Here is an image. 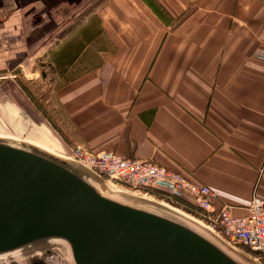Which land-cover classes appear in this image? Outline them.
<instances>
[{
	"label": "crops",
	"instance_id": "crops-1",
	"mask_svg": "<svg viewBox=\"0 0 264 264\" xmlns=\"http://www.w3.org/2000/svg\"><path fill=\"white\" fill-rule=\"evenodd\" d=\"M48 47L66 143L264 199V0H0V72Z\"/></svg>",
	"mask_w": 264,
	"mask_h": 264
},
{
	"label": "water",
	"instance_id": "water-1",
	"mask_svg": "<svg viewBox=\"0 0 264 264\" xmlns=\"http://www.w3.org/2000/svg\"><path fill=\"white\" fill-rule=\"evenodd\" d=\"M93 179L41 146L0 136V258L60 243L74 264H247L211 232L137 197L104 194Z\"/></svg>",
	"mask_w": 264,
	"mask_h": 264
},
{
	"label": "rangeland",
	"instance_id": "rangeland-1",
	"mask_svg": "<svg viewBox=\"0 0 264 264\" xmlns=\"http://www.w3.org/2000/svg\"><path fill=\"white\" fill-rule=\"evenodd\" d=\"M44 50L33 52L30 59L26 60L18 69L0 72V136L28 139L65 156H70L72 148L79 144L65 142V135L56 125V107L51 102H47L48 99L52 101L55 97V91L60 82L55 77V66L49 59L52 47L44 48ZM72 160L73 165L93 177L96 182L103 186L102 188L105 187L106 191L109 188L107 189L104 181L129 194L134 193L170 203L151 195L149 192L146 193V190L129 188L111 177L108 178L106 175L97 176L91 172L92 170L88 166L82 165L81 162L78 163L79 161L77 162L74 159ZM108 192H111V189ZM127 196L128 198L134 197L132 195ZM138 199L156 206V203L152 201L143 198ZM170 204L175 206L172 203ZM175 207L210 227L209 222L202 216L194 215L181 207ZM210 228L213 229L211 234L223 240L227 247L237 248L240 253L254 261L255 264H264L262 260L258 259V252L249 250L239 243L231 242L216 234L217 229ZM0 264H74V262L69 247L55 243L18 255L0 258Z\"/></svg>",
	"mask_w": 264,
	"mask_h": 264
},
{
	"label": "built area",
	"instance_id": "built-area-1",
	"mask_svg": "<svg viewBox=\"0 0 264 264\" xmlns=\"http://www.w3.org/2000/svg\"><path fill=\"white\" fill-rule=\"evenodd\" d=\"M69 157L132 189L160 188L171 196L191 197L217 234L258 252V259L264 262V199L259 195L252 198L247 215L234 216L228 204L216 205L219 195L213 187L151 160L125 158L111 150L84 145L74 146Z\"/></svg>",
	"mask_w": 264,
	"mask_h": 264
},
{
	"label": "bare ground",
	"instance_id": "bare-ground-1",
	"mask_svg": "<svg viewBox=\"0 0 264 264\" xmlns=\"http://www.w3.org/2000/svg\"><path fill=\"white\" fill-rule=\"evenodd\" d=\"M2 137H9V138L22 139V138L15 137V136H14V137H12V136H2ZM22 140H26V141H29L30 143L36 144V145H38V146H41V147H43V148H45V149H47V150H49V151H51V152H53V153H55V154H57V155H59V156L65 158V159L69 160L70 162L73 161V160L71 159V157H69V156H65V155H63V154H61V153H58V152H56V151H54V150H52V149H50V148H48V147H46V146H43V145H41V144H39V143H36V142L31 141V140H28V139H22ZM93 181H94V182L96 183V185L102 190V192H103L104 194L111 195V196H115V197H118V198H121V199H127V200H129L127 195H132V196H134V197L143 198V199H146V200L152 201L153 203L160 204V206H163L164 208H167L168 210L174 212L175 214H177V215H179V216H177V215H175V214H172V213H169V212H166V211H165L164 209H162V208L154 207V206H150L151 204H147V203H146V204H143V205H146V206H148V207H151V208H154V209L160 210V211H162V212H164V213H167V214L172 215V216H175V217H177V218H179V219H181V220H184L185 222H187V223L193 225L194 227L198 228L199 230L205 232L206 234H208L209 232H211V233L213 232V229H212V228H210L209 226H207V225H205V224L200 223L196 218H194L193 216L188 215L187 213L181 211L180 209L176 208L175 206L171 205L170 203H167V202H164V201H158V200H156V199H154V198H148V197L140 196V195H137V194H134V193L129 194L128 192L123 191V190H121V189H119V188H116L115 186H111L107 181H104L105 185L107 186V189L109 188V189L106 191V190H105V187L102 188L103 186L100 185L98 182H96V180L93 179ZM110 189H111V192H108ZM112 191H113V192H112ZM114 191H116V192H114ZM120 193H123V194H120ZM124 194H127V195H124ZM180 216H181V217H180ZM207 231H208V232H207ZM209 235H210V234H209ZM53 244H55V243H53ZM49 245H51V244H49ZM225 247H226L230 252H232L235 256H237L238 258H240L241 260H243V261L246 262L247 264H255L254 261L250 260L247 256H245V255H243L242 253H240V251H239L237 248H235V247H227V246H225ZM24 252H26V251L19 252V253L15 254V255H18V254H21V253H24ZM242 256H243V257H242ZM244 256H245V257H244ZM248 260H249V261H248Z\"/></svg>",
	"mask_w": 264,
	"mask_h": 264
},
{
	"label": "trees",
	"instance_id": "trees-1",
	"mask_svg": "<svg viewBox=\"0 0 264 264\" xmlns=\"http://www.w3.org/2000/svg\"><path fill=\"white\" fill-rule=\"evenodd\" d=\"M106 176L108 178H110L108 175H106ZM146 192H149L151 195H154V196H157L161 199H164V200L174 204L177 207H181L184 210H186V211H188L194 215L203 217L202 210L193 202V200L189 196L182 197V198L176 197V196H171L169 194V192H166L165 190H162L160 188L146 189Z\"/></svg>",
	"mask_w": 264,
	"mask_h": 264
}]
</instances>
